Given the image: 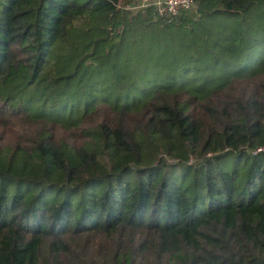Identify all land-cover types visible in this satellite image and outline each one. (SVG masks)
I'll return each instance as SVG.
<instances>
[{"label":"trees","instance_id":"trees-1","mask_svg":"<svg viewBox=\"0 0 264 264\" xmlns=\"http://www.w3.org/2000/svg\"><path fill=\"white\" fill-rule=\"evenodd\" d=\"M0 0V264H264V0Z\"/></svg>","mask_w":264,"mask_h":264},{"label":"built area","instance_id":"built-area-1","mask_svg":"<svg viewBox=\"0 0 264 264\" xmlns=\"http://www.w3.org/2000/svg\"><path fill=\"white\" fill-rule=\"evenodd\" d=\"M132 11L152 7L161 16L172 17L194 7L193 0H133L126 6Z\"/></svg>","mask_w":264,"mask_h":264}]
</instances>
